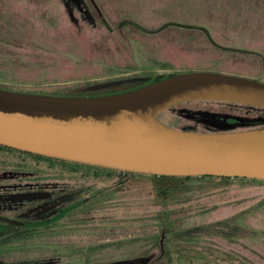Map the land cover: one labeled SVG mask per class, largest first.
<instances>
[{
	"label": "rangeland",
	"instance_id": "374dc122",
	"mask_svg": "<svg viewBox=\"0 0 264 264\" xmlns=\"http://www.w3.org/2000/svg\"><path fill=\"white\" fill-rule=\"evenodd\" d=\"M192 70L264 81V0H0V88L94 95ZM157 117L264 127V107L228 100ZM183 176L0 144V216L25 222L0 220V264H264V178Z\"/></svg>",
	"mask_w": 264,
	"mask_h": 264
},
{
	"label": "water",
	"instance_id": "95a60500",
	"mask_svg": "<svg viewBox=\"0 0 264 264\" xmlns=\"http://www.w3.org/2000/svg\"><path fill=\"white\" fill-rule=\"evenodd\" d=\"M202 99L264 107V81L192 70L94 95L0 88V144L137 172L264 178V127L200 132L157 117Z\"/></svg>",
	"mask_w": 264,
	"mask_h": 264
},
{
	"label": "flooded vegetation",
	"instance_id": "af4514ba",
	"mask_svg": "<svg viewBox=\"0 0 264 264\" xmlns=\"http://www.w3.org/2000/svg\"><path fill=\"white\" fill-rule=\"evenodd\" d=\"M217 46H219V45H217ZM238 119H240V118H238ZM228 120L229 121H232V122L235 121L233 118H228ZM253 124H256V123H253ZM260 127H263V126H260ZM254 128H256V127H254ZM24 195L35 196V197L39 198V197L46 196V193L45 192H42V191H39V192H33L31 194H22V196H24ZM18 196H20V195H18ZM14 197H16V196L14 195ZM0 220L1 221H6L7 218H5L4 216H0ZM7 221H9L11 223H14V224H20V225L23 224V223H25L24 221L22 222V220H19V221L7 220Z\"/></svg>",
	"mask_w": 264,
	"mask_h": 264
},
{
	"label": "trees",
	"instance_id": "16d2710c",
	"mask_svg": "<svg viewBox=\"0 0 264 264\" xmlns=\"http://www.w3.org/2000/svg\"><path fill=\"white\" fill-rule=\"evenodd\" d=\"M4 146H7V145H4ZM7 147H10V146H7ZM155 175H158V176H166L164 174H155ZM204 175H208V174H204ZM187 176H189V175H184L183 177H187ZM199 176H202V175H199ZM219 177L224 178V177H227V176H219Z\"/></svg>",
	"mask_w": 264,
	"mask_h": 264
}]
</instances>
